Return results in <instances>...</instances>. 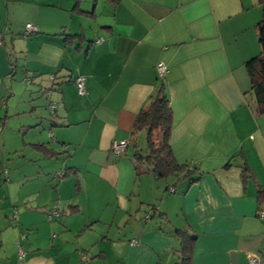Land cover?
<instances>
[{"label":"crops","instance_id":"1","mask_svg":"<svg viewBox=\"0 0 264 264\" xmlns=\"http://www.w3.org/2000/svg\"><path fill=\"white\" fill-rule=\"evenodd\" d=\"M260 10L257 0H0V264H173L175 229L195 236L192 264H264V114L244 68ZM70 35L81 37L64 43ZM158 63L175 160L202 172L174 194L172 181L136 176L128 147L110 151L129 141ZM151 206L167 224L140 222Z\"/></svg>","mask_w":264,"mask_h":264},{"label":"trees","instance_id":"2","mask_svg":"<svg viewBox=\"0 0 264 264\" xmlns=\"http://www.w3.org/2000/svg\"><path fill=\"white\" fill-rule=\"evenodd\" d=\"M258 5L261 8V17L254 27L258 53L244 63V68L249 79L248 93L253 98L257 113L264 114V0H258ZM87 15L91 16V14ZM80 37L81 36L70 35L65 38L64 43L73 44L75 41L78 42ZM56 72L57 71H51L49 74L51 83H54L56 79ZM163 79L164 78H158L159 84L149 97L146 106L136 115L127 147L131 152L130 160L135 169L136 176L151 175L156 180L164 181L165 183L172 181L170 183L168 182L169 185H167L165 190L168 193L174 194L176 193L175 187L180 181L186 182V187L188 188L199 180L202 176V172L194 165L178 164L175 160L170 141L173 118ZM51 91L52 87H49L44 93L49 96ZM53 106H55L54 103L49 105L51 109H54ZM141 136H143L142 142L140 140ZM33 146L42 152L45 157L52 158L56 156L53 150L48 149L43 144H34ZM124 152L122 154H124ZM241 157L243 158L242 155ZM70 172L75 173V170L73 168L65 169L62 175L63 178L68 177ZM248 174L249 169L246 164L243 163L241 166L242 178L246 179ZM76 189L78 190V186H76ZM76 212H78V208L73 206L69 213L73 214ZM144 215H147L146 220H143ZM154 215L161 220V223H168L164 214H157L155 206L148 207L147 212H144L139 220L141 223H147ZM173 235L177 240V248L173 251L175 255L173 264H192L195 236L183 229H175ZM133 240L136 241V244L131 245V241L129 244L131 246H136L138 241L136 239Z\"/></svg>","mask_w":264,"mask_h":264},{"label":"built area","instance_id":"3","mask_svg":"<svg viewBox=\"0 0 264 264\" xmlns=\"http://www.w3.org/2000/svg\"><path fill=\"white\" fill-rule=\"evenodd\" d=\"M26 29L28 31L33 30V28L30 25H26ZM1 44H2V39H1V34H0V45ZM166 71H167V67L163 63H158L156 65V72H157L158 78H160V79L164 78ZM75 88H76L78 96H82L85 94V78L84 77L78 76L75 79ZM127 144H128L127 141L113 142L111 145V149H110L111 154H113L114 156L121 155L124 152V150L126 149ZM3 173L6 176V171H4ZM59 176H62V173H60ZM57 213H58V206L54 204L51 208V211L47 215L48 221H50L53 217L57 216ZM261 216H262V214H261ZM146 219H147V215H144L143 220H146ZM23 237L24 236L22 235V238ZM134 244H136V241H134V240L131 241V245H134ZM20 254H21V252H20ZM249 264H262V262L258 257L251 256L249 258Z\"/></svg>","mask_w":264,"mask_h":264},{"label":"rangeland","instance_id":"4","mask_svg":"<svg viewBox=\"0 0 264 264\" xmlns=\"http://www.w3.org/2000/svg\"><path fill=\"white\" fill-rule=\"evenodd\" d=\"M257 7H259L260 8V6L258 5V0H257ZM261 9V8H260ZM261 11V10H260ZM261 16V15H260ZM260 18V17H259ZM15 81H17L16 79H15ZM37 94V93H36ZM36 101V100H35ZM28 110H29V112L31 111L30 110V108L28 107ZM40 110V112H42L43 111V109H39ZM18 120H16L15 122H14V126L15 125H17L18 124V122H17ZM35 129V128H34ZM34 129H30V132H29V134H28V137H32V134H33V130ZM7 134H6V139H8L10 136H12V134L10 133V129H7V132H6ZM2 136V135H1ZM27 137V138H28ZM140 140H141V142L143 141V136H141V138H140ZM139 142V141H138ZM10 158H12V161L13 160H15L14 158H15V156L13 155V154H11L10 155ZM54 161V160H53ZM14 162V161H13ZM51 163H54V162H51ZM41 177H44L43 175H41ZM3 180H5V179H3ZM14 180V179H13ZM161 183H164V181H161ZM8 185H10L9 183H7ZM11 187H10V194H15L16 193V191H17V187H15V186H13V185H10ZM11 195V196H12ZM14 196V195H13ZM34 196L36 197L37 195L36 194H34ZM144 211V210H143ZM145 212H147V209L145 208Z\"/></svg>","mask_w":264,"mask_h":264}]
</instances>
